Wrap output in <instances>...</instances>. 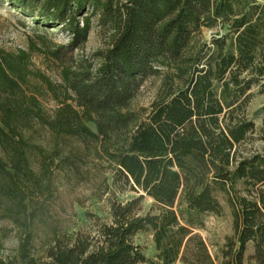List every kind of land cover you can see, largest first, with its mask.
Instances as JSON below:
<instances>
[{
  "label": "trees",
  "instance_id": "obj_1",
  "mask_svg": "<svg viewBox=\"0 0 264 264\" xmlns=\"http://www.w3.org/2000/svg\"><path fill=\"white\" fill-rule=\"evenodd\" d=\"M10 2L71 38L0 47V223L12 224L0 225V264H215L195 229L222 214L218 192L233 217L220 264H264V154L241 149L254 134L264 139V102L259 127L247 114L252 98H264V3ZM95 17L104 48L76 58ZM35 51L60 82L34 66ZM152 79L150 104L134 106ZM84 185L106 196L110 219L95 216L93 232L44 228L61 188ZM126 191L141 194L122 201ZM145 195L158 211L142 213ZM13 231L18 246L6 259L3 240ZM140 233L153 235L158 262L135 242Z\"/></svg>",
  "mask_w": 264,
  "mask_h": 264
},
{
  "label": "rangeland",
  "instance_id": "obj_2",
  "mask_svg": "<svg viewBox=\"0 0 264 264\" xmlns=\"http://www.w3.org/2000/svg\"><path fill=\"white\" fill-rule=\"evenodd\" d=\"M34 20L33 17L27 15L26 10L11 4L10 0H0V47L8 51L27 49L31 39L35 44H40L41 38H46L51 43L58 45L69 43L71 35L68 31L61 28L60 25L44 28L36 24ZM96 20L97 17L93 19L92 29L84 48L75 50L74 56L76 58H91L97 50L104 48ZM205 36L209 38L208 31H206ZM32 60L34 66L43 70L51 80L54 82L61 81L59 71L47 67L48 60L42 53L37 51L33 52ZM158 83L159 81L157 79L145 82L134 102V106L147 107L153 98ZM263 102V97L255 96L252 98L247 109L248 117L253 119L258 127L261 125V117L256 112ZM45 105L49 111H52L55 107V102L48 98L45 101ZM87 125L93 131H97L94 123H87ZM241 149H244V152L255 151L264 154V139H261L259 134H254L253 139L244 144ZM140 194L135 191H126L118 194V198L126 201L136 198ZM217 196L223 208L222 214L219 216H205L202 227L195 229V232H198L206 242L210 254L216 259L215 264H220L221 250L225 246L228 237L233 235V217L225 194L218 192ZM48 204V223L47 226H44L47 230L56 225L68 232H76L78 230L93 232L95 216L103 220L110 219L109 204L106 196L99 197L93 194L89 186L85 185L80 186L72 193L65 186L62 187L60 194L50 200ZM141 205L142 213L158 211V205L149 196H144ZM0 225L5 228L12 227V224L8 221H2ZM44 228L38 231V236L35 240L36 246H39L41 242L40 238L44 236ZM135 242L142 247L143 253L147 258L155 260L156 262L159 261L158 251L151 233L138 234ZM3 244L2 256L6 259L13 257L18 246V238L14 231L9 237L3 240ZM252 253L253 247L249 244L245 253L246 262L249 261L248 258Z\"/></svg>",
  "mask_w": 264,
  "mask_h": 264
},
{
  "label": "crops",
  "instance_id": "obj_3",
  "mask_svg": "<svg viewBox=\"0 0 264 264\" xmlns=\"http://www.w3.org/2000/svg\"><path fill=\"white\" fill-rule=\"evenodd\" d=\"M262 3H264V0H260Z\"/></svg>",
  "mask_w": 264,
  "mask_h": 264
}]
</instances>
